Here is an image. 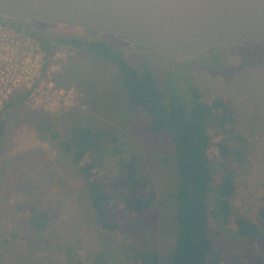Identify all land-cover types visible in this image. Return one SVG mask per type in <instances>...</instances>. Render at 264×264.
I'll return each instance as SVG.
<instances>
[{"label":"rangeland","instance_id":"1","mask_svg":"<svg viewBox=\"0 0 264 264\" xmlns=\"http://www.w3.org/2000/svg\"><path fill=\"white\" fill-rule=\"evenodd\" d=\"M6 23L17 26L19 22ZM40 25L50 30L46 38L56 46L49 55L55 71L46 76L35 95L11 108H4L6 99L0 96V264H137L134 258L138 250L154 252L158 255L156 264H166L172 252L176 176L168 137L149 135L144 128H129L130 105L117 67L85 50L87 42L79 55L78 49L60 43L59 37L106 40L128 63L138 68L148 65L160 73L188 106L192 102L189 84L197 86L208 101L223 99L235 120L234 133L241 136L231 141L241 153L235 156L237 159L232 156L222 160L213 149L212 173L232 172L236 187L232 217L240 215L258 223L264 208V40L192 54H166L77 26ZM45 91L49 95L46 101L42 100ZM81 114L96 129L115 128L128 135L122 148L136 147L132 150L141 161L140 173L156 193L140 222L126 218L115 231L103 229L90 205L83 175L40 127L50 121L68 130ZM208 132L214 139H221L216 126L209 125ZM117 158H108L104 174L115 168ZM218 206L215 193H210V237L224 241L222 254L230 252L240 256L244 264H254L256 256L261 255L260 245L238 238L231 242L234 235L229 225L217 219ZM119 207L118 201L112 205L115 212ZM38 210L48 218L42 230L31 224Z\"/></svg>","mask_w":264,"mask_h":264},{"label":"trees","instance_id":"2","mask_svg":"<svg viewBox=\"0 0 264 264\" xmlns=\"http://www.w3.org/2000/svg\"><path fill=\"white\" fill-rule=\"evenodd\" d=\"M1 20L4 23L8 20L19 22L17 26L24 28L22 20L4 17ZM24 29L38 36L40 45L47 54L56 49L50 39L46 38L48 29L44 32ZM58 40L78 49L79 55L83 53L79 50L82 44L87 42L85 50L94 52L99 58L117 67L130 105V117L127 118L129 128H144L149 135L161 134L168 137L173 148L176 182L172 193L174 209L171 213L175 236L166 264H244L239 260L240 256L230 252L222 254L224 241H214L209 235L208 200L212 192L219 203L217 219L222 223L226 222L228 230L234 235L231 242L238 238L246 243L260 245L261 255L256 256L254 264H264V208L259 212L258 223L240 215L232 217L231 201L236 192L233 174L230 170L222 175L212 173L213 149H217L222 160L241 153L235 148L236 143L231 141L238 137L240 139L241 136L234 133L235 120L226 102L219 97L208 101L197 86L189 84L192 102L188 106L160 73L148 65L138 68L128 63L121 51L112 48L106 40L84 41L75 36L59 37ZM263 40L264 38H259L238 43ZM244 62H248L247 58ZM22 91L21 94L20 90L15 89L6 99L4 108H11L29 96V91ZM209 125L219 129L220 140L214 139L208 132ZM2 126L3 121L0 120V134ZM40 127L49 133L47 136L54 141L58 151L65 154L83 175L90 205L103 229L115 231L126 218L129 222H140L145 216V210L155 201L156 193L140 173L141 161L138 153L133 151L136 147L131 150L121 147V144H127L128 135L117 132L115 128L96 129L84 114L77 116L68 130H63L57 122L50 121H44ZM111 155L118 156L116 166L108 174H104L106 162ZM117 201L120 207L115 212L112 205ZM47 219L38 210L34 212L31 224L42 230ZM135 254L134 262L137 264L158 262V255L154 252L138 250Z\"/></svg>","mask_w":264,"mask_h":264},{"label":"water","instance_id":"3","mask_svg":"<svg viewBox=\"0 0 264 264\" xmlns=\"http://www.w3.org/2000/svg\"><path fill=\"white\" fill-rule=\"evenodd\" d=\"M0 17L24 28L73 25L173 54L264 38V0H0Z\"/></svg>","mask_w":264,"mask_h":264},{"label":"built area","instance_id":"4","mask_svg":"<svg viewBox=\"0 0 264 264\" xmlns=\"http://www.w3.org/2000/svg\"><path fill=\"white\" fill-rule=\"evenodd\" d=\"M49 55L42 49L36 34L4 23L0 17L1 100L7 99L9 93L15 89H25L31 97L35 95L46 76H49L52 70L55 71L50 65ZM54 93L58 91L54 90ZM59 93L61 100L63 91ZM48 98V91H45L42 100L46 101Z\"/></svg>","mask_w":264,"mask_h":264},{"label":"flooded vegetation","instance_id":"5","mask_svg":"<svg viewBox=\"0 0 264 264\" xmlns=\"http://www.w3.org/2000/svg\"><path fill=\"white\" fill-rule=\"evenodd\" d=\"M24 24V22H22ZM44 22L40 21H28L25 23L26 28H28L30 31H35V32H44V30H47L44 26H41L40 24H43ZM73 26V25H72ZM49 30V29H48ZM50 31V30H49ZM48 31V32H49ZM46 34L47 31H46ZM142 48V47H140ZM147 48V47H146Z\"/></svg>","mask_w":264,"mask_h":264}]
</instances>
